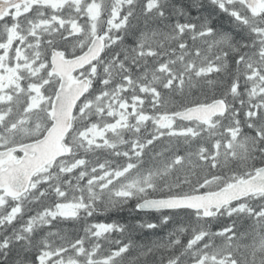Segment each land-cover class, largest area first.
<instances>
[{
  "label": "snow or ice",
  "instance_id": "6c2138e0",
  "mask_svg": "<svg viewBox=\"0 0 264 264\" xmlns=\"http://www.w3.org/2000/svg\"><path fill=\"white\" fill-rule=\"evenodd\" d=\"M0 264H264V0H0Z\"/></svg>",
  "mask_w": 264,
  "mask_h": 264
}]
</instances>
